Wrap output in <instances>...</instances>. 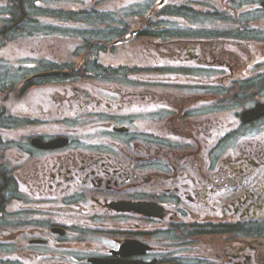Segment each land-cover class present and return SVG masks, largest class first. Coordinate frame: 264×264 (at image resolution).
Segmentation results:
<instances>
[{"label": "flooded vegetation", "instance_id": "af4514ba", "mask_svg": "<svg viewBox=\"0 0 264 264\" xmlns=\"http://www.w3.org/2000/svg\"><path fill=\"white\" fill-rule=\"evenodd\" d=\"M57 14L0 63V264H264V0H0V53Z\"/></svg>", "mask_w": 264, "mask_h": 264}, {"label": "rangeland", "instance_id": "374dc122", "mask_svg": "<svg viewBox=\"0 0 264 264\" xmlns=\"http://www.w3.org/2000/svg\"><path fill=\"white\" fill-rule=\"evenodd\" d=\"M40 20H44L42 22L36 21V28L39 30L46 31L44 26H50L48 34L49 36H39L36 32H34L38 38H35V44H33L34 40L33 38H28L26 35L21 34L19 36V47L16 46V43L12 41V44L10 47L4 49L0 53V63L3 61L6 65V68L3 67V69L8 72V73H13L15 71H19V75L22 78L26 75L28 70L31 69L32 63H29V58H28V53L30 52V49L32 51L35 49L36 50V55L38 57H42L44 55L48 56L51 55L50 58L53 59L55 56L59 58L62 53H66L67 51V46L68 42L67 40L60 38V36L57 34L59 31V28H63V16L60 18L58 17H52V18H44L41 17ZM50 22V23H49ZM67 24V23H66ZM71 45H76L79 42L77 40H68ZM46 45H52L55 47L56 53H53L52 50ZM18 47V48H17ZM17 48V49H16ZM56 54V55H55ZM73 55V53H70ZM37 57V56H36ZM37 63H39L38 59H36ZM18 62H19V68H18ZM15 64V65H14ZM31 64V65H30ZM2 70V68L0 69ZM38 89H33L31 92L25 91V94L23 96H20L17 101L20 102L19 106V113L20 115H26L24 112L28 111L29 105L31 104L33 98L35 100L39 99V96H35V93L37 92ZM17 106V105H16ZM18 107V106H17ZM28 135V130H19L17 132V135H5V139H10V138H19L20 140L22 137L27 138L26 136ZM28 140V139H27ZM14 203H12V206Z\"/></svg>", "mask_w": 264, "mask_h": 264}, {"label": "water", "instance_id": "95a60500", "mask_svg": "<svg viewBox=\"0 0 264 264\" xmlns=\"http://www.w3.org/2000/svg\"><path fill=\"white\" fill-rule=\"evenodd\" d=\"M55 73L57 74L58 72H47V73H42L41 75H49V74H55ZM34 142L40 146H47L48 145L49 147H54L55 145H57L55 143V141H51V142L47 143V145H41L38 140H35Z\"/></svg>", "mask_w": 264, "mask_h": 264}]
</instances>
